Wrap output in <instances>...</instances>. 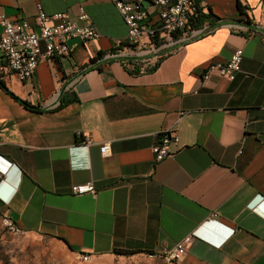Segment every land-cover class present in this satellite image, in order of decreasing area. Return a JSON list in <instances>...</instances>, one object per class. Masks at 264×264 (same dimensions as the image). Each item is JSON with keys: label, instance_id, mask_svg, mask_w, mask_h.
Masks as SVG:
<instances>
[{"label": "crops", "instance_id": "obj_1", "mask_svg": "<svg viewBox=\"0 0 264 264\" xmlns=\"http://www.w3.org/2000/svg\"><path fill=\"white\" fill-rule=\"evenodd\" d=\"M37 3L72 19L82 8L100 37L69 42L68 54L40 61L25 82L0 52L8 91L41 110L0 88V156L14 164L0 182V215L90 258L116 249L159 256L197 229L220 242L227 226L235 231L219 248L193 239L177 264H264V217L249 209L264 201V0H196L213 18L155 54L116 45L127 28L111 0H0V13L32 23ZM144 8L156 22L154 7ZM236 49L233 81L204 79ZM62 97L75 99L60 107ZM165 131L178 143L154 163ZM89 182L94 196L70 193Z\"/></svg>", "mask_w": 264, "mask_h": 264}, {"label": "built area", "instance_id": "obj_2", "mask_svg": "<svg viewBox=\"0 0 264 264\" xmlns=\"http://www.w3.org/2000/svg\"><path fill=\"white\" fill-rule=\"evenodd\" d=\"M111 2L127 28L125 40L116 42L118 47L136 46L141 53L155 54L158 48L167 42L176 41L181 36L187 38L194 33V30L188 29L187 24L189 18L198 11L196 0H111ZM145 3H150L156 11L157 21L152 24H147L149 14L144 8ZM178 32L179 37L175 38L174 34ZM99 37V32L82 8H79L78 14L72 19L66 12L46 14L42 6L37 3L32 23L24 19H10L0 13V52L6 58L7 72L20 82L32 79L40 61L68 54L69 42L79 41L88 44ZM156 40L158 43H155ZM113 56L114 54H109V57ZM241 61L242 50L236 49L227 62L209 64L204 71V79L212 74H218L233 81L241 70ZM170 143L175 145L178 143L174 131H165L158 136L157 142L151 148L154 163L171 156ZM110 151L109 143L100 146V153L103 156H108ZM0 162L4 164V168H0V182H2L6 171L14 164L1 156ZM96 192V187L91 182L73 185L70 188L73 196L84 194L94 196ZM263 206L264 201H259L250 204L249 209L264 217L261 213ZM215 216L212 213L208 221L214 220ZM1 217L3 225L11 233L16 235L25 233L10 218ZM228 236L229 234L223 240ZM193 239H202L200 229L194 230L170 250L157 257L164 259L168 264H177ZM78 255L84 262L90 259L87 254Z\"/></svg>", "mask_w": 264, "mask_h": 264}, {"label": "rangeland", "instance_id": "obj_3", "mask_svg": "<svg viewBox=\"0 0 264 264\" xmlns=\"http://www.w3.org/2000/svg\"><path fill=\"white\" fill-rule=\"evenodd\" d=\"M0 264H168L146 254L94 256L84 262L54 239L36 234H13L0 216Z\"/></svg>", "mask_w": 264, "mask_h": 264}, {"label": "trees", "instance_id": "obj_4", "mask_svg": "<svg viewBox=\"0 0 264 264\" xmlns=\"http://www.w3.org/2000/svg\"><path fill=\"white\" fill-rule=\"evenodd\" d=\"M237 9L239 13L243 12L242 6L240 5V3H237ZM211 18H213L211 13H208L207 15L203 14L199 9L197 11V13L190 17L188 20V24L187 27L190 30H195L198 28H201L203 26V24L207 21H209ZM179 32L174 34V37H178ZM155 43H158V41L156 40ZM103 53H98L97 56L95 58H92L90 60V64L95 65L97 64L103 57ZM99 60V61H98ZM98 61V62H97ZM0 88L2 90H4L6 93H8L10 96H12L14 99H16L17 101H19L22 105H24V107H26L27 109L33 111V112H40L41 110L36 107L31 105L30 103H27L26 101H23L19 98H17L16 96H14L11 92L8 91L5 83L1 80L0 78ZM75 98H68L66 99L65 97H62L60 99V107L64 106L72 101H74ZM112 254H116V255H126V256H130V255H135V254H146V255H152L157 257L156 255L152 254L151 252L148 251H144V250H121V249H116L113 250Z\"/></svg>", "mask_w": 264, "mask_h": 264}, {"label": "clouds", "instance_id": "obj_5", "mask_svg": "<svg viewBox=\"0 0 264 264\" xmlns=\"http://www.w3.org/2000/svg\"><path fill=\"white\" fill-rule=\"evenodd\" d=\"M222 227H223V229H225V231L227 232V234H229L228 238L233 235V233H234V230L233 229H231L230 227H226V226H222ZM202 232L203 231L200 230V233H201V236H202V239H200V240L203 241V242H205L206 244L214 247V248H219L225 242V241H223V242H221V241L220 242L219 241H215L211 237L203 234Z\"/></svg>", "mask_w": 264, "mask_h": 264}, {"label": "bare ground", "instance_id": "obj_6", "mask_svg": "<svg viewBox=\"0 0 264 264\" xmlns=\"http://www.w3.org/2000/svg\"><path fill=\"white\" fill-rule=\"evenodd\" d=\"M150 256H152V255H150Z\"/></svg>", "mask_w": 264, "mask_h": 264}]
</instances>
